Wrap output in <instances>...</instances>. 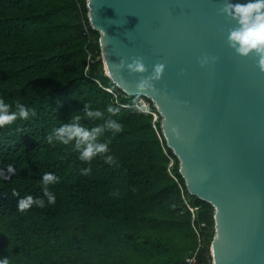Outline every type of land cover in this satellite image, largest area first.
Segmentation results:
<instances>
[{
    "label": "trees",
    "instance_id": "obj_1",
    "mask_svg": "<svg viewBox=\"0 0 264 264\" xmlns=\"http://www.w3.org/2000/svg\"><path fill=\"white\" fill-rule=\"evenodd\" d=\"M100 40L88 0H0V98L12 111L23 104L35 112L0 128V170L15 169L0 180V257L10 264H189L193 257L211 264L215 209L188 192L154 104L157 122L132 108L141 97L106 77ZM86 104L103 117L88 118ZM109 105L119 111L108 113ZM73 114L89 131L103 129L97 141L109 144L115 163L99 155L82 162L75 139H56L53 129ZM110 120L121 133L108 129ZM46 172L58 178L49 185L54 205L42 190ZM29 195L45 207L18 211ZM184 197L194 199L195 219Z\"/></svg>",
    "mask_w": 264,
    "mask_h": 264
},
{
    "label": "water",
    "instance_id": "obj_2",
    "mask_svg": "<svg viewBox=\"0 0 264 264\" xmlns=\"http://www.w3.org/2000/svg\"><path fill=\"white\" fill-rule=\"evenodd\" d=\"M228 2L88 0V8L106 77L154 104L188 192L215 209V264H264V72L255 55L230 47L236 24L220 11ZM134 59L145 73L127 70ZM160 64L161 79L139 91Z\"/></svg>",
    "mask_w": 264,
    "mask_h": 264
},
{
    "label": "clouds",
    "instance_id": "obj_3",
    "mask_svg": "<svg viewBox=\"0 0 264 264\" xmlns=\"http://www.w3.org/2000/svg\"><path fill=\"white\" fill-rule=\"evenodd\" d=\"M220 11L223 15L235 21L236 24V27L228 35L230 47L241 57L255 55L258 58L259 69L261 72H264V0H248L247 3H233L229 0ZM206 63V60H202L201 66H204ZM125 64L126 62L121 60L120 67L123 68ZM127 70L135 74H143L147 71L141 59H134L132 63L127 64ZM163 71L164 65H156L150 77L143 78L137 83V89L139 91L151 89L152 81L160 80ZM11 108L12 106L9 103L0 98V128L11 125L18 118L27 120L30 114L35 115L32 109L23 104H16L15 111H12ZM106 111L115 115L119 109L109 105ZM85 115L88 118L100 119L104 113L100 110L93 111L86 104ZM80 119L79 115L73 114L71 117L72 122L62 123L59 127L54 128L53 132L56 139L65 145L75 139V152L79 154L78 159L82 162H91L99 155L104 159L106 164L111 165L115 163L114 157L109 154V144L97 141L103 129L97 127L89 131L88 128L80 125ZM107 127L114 135L121 133L123 130L122 125L114 120H110ZM48 141L51 143L52 135L48 136ZM88 171L86 169L82 174H87ZM13 175H15V169L11 165L7 167V174H5L4 170H0V180H9ZM57 182L58 178L50 172L44 173L41 178L42 190L48 205H54L56 202L55 195L49 191V185ZM13 195H18V193L13 192ZM33 206L44 208L45 200L33 198L29 195L20 198L17 202V210L20 212L28 211ZM0 264H10L8 256L0 257Z\"/></svg>",
    "mask_w": 264,
    "mask_h": 264
},
{
    "label": "built area",
    "instance_id": "obj_4",
    "mask_svg": "<svg viewBox=\"0 0 264 264\" xmlns=\"http://www.w3.org/2000/svg\"><path fill=\"white\" fill-rule=\"evenodd\" d=\"M105 90L108 93H110L111 95H113L114 99L116 100V102H115L116 104H118L119 106H121L123 108H131V106H124V105H121L120 104V102H119V96L120 95H119V93L116 90H114L112 88H105ZM149 101H150L149 99H147L145 97H141L138 100V102L134 106H132V108H137V109H139L143 113L152 115L154 117V119H155V122H157L159 117H158V115L156 113H154L152 111ZM173 166H174V160L171 159L170 174H171L172 177H174L173 174H172V172H171V169L173 168ZM184 200L186 201V204H187L188 208L190 209V211L193 213V218L195 219V211L197 210V208H192L191 205H190V203L186 200L185 197H184ZM202 226L205 227V225H202ZM196 231H197L198 235H200L199 234L200 233L199 230L196 229ZM194 261H195V257H193L192 259H189L187 262L189 264H193ZM211 264H215L214 259H213V262Z\"/></svg>",
    "mask_w": 264,
    "mask_h": 264
},
{
    "label": "rangeland",
    "instance_id": "obj_5",
    "mask_svg": "<svg viewBox=\"0 0 264 264\" xmlns=\"http://www.w3.org/2000/svg\"><path fill=\"white\" fill-rule=\"evenodd\" d=\"M186 200L189 202V203H191V201H194V199H189V197L188 198H186ZM196 231V230H195ZM197 232V231H196ZM200 232V231H199Z\"/></svg>",
    "mask_w": 264,
    "mask_h": 264
},
{
    "label": "bare ground",
    "instance_id": "obj_6",
    "mask_svg": "<svg viewBox=\"0 0 264 264\" xmlns=\"http://www.w3.org/2000/svg\"><path fill=\"white\" fill-rule=\"evenodd\" d=\"M213 254L216 256V246L214 245Z\"/></svg>",
    "mask_w": 264,
    "mask_h": 264
}]
</instances>
